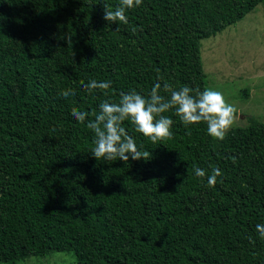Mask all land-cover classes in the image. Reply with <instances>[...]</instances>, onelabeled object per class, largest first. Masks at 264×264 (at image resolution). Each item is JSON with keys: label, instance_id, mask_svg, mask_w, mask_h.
I'll list each match as a JSON object with an SVG mask.
<instances>
[{"label": "trees", "instance_id": "trees-1", "mask_svg": "<svg viewBox=\"0 0 264 264\" xmlns=\"http://www.w3.org/2000/svg\"><path fill=\"white\" fill-rule=\"evenodd\" d=\"M262 3L143 0L116 32L102 17L120 0H0V263L70 251L77 264H264V122L218 141L173 109L172 138L153 144L126 120L151 157L106 162L71 115L131 89L147 97L158 77L206 90L201 42ZM92 79L112 81L107 95L83 89ZM194 166L223 175L209 187Z\"/></svg>", "mask_w": 264, "mask_h": 264}, {"label": "clouds", "instance_id": "clouds-1", "mask_svg": "<svg viewBox=\"0 0 264 264\" xmlns=\"http://www.w3.org/2000/svg\"><path fill=\"white\" fill-rule=\"evenodd\" d=\"M143 0H120L119 6L114 10L107 4L104 6L103 19L109 23H116L115 31L119 32V25L129 23L127 10L141 6ZM142 31V29H140ZM133 34L137 28L132 27ZM71 34L66 36V43L72 45ZM151 88L147 97L137 93L135 89L128 92H121L118 102L104 100L99 104V111H80L76 107L71 109V115L75 120L84 124L94 133V147L91 148V155L96 160L116 161L117 159L127 162L132 160H145L151 157L147 150L142 151L143 145L137 146L135 138L128 133L124 127V122L130 120L135 126V131L150 139L153 144L158 141L171 139V131L174 123L173 119L164 113L170 110L175 111V115L187 126L192 124L206 123L208 135L218 141H223L227 132L238 119L237 109L234 105L226 102L222 92L206 89H192L188 86L174 88L172 84L164 82L163 86L159 81ZM81 86L88 93L94 90H105L111 87L112 81L89 80L85 83L80 81ZM166 93L168 95H164ZM61 95L68 97L75 95L72 89L62 90ZM94 117V119H89ZM55 131V129H53ZM235 163V158L233 157ZM196 177L205 178L207 185L214 187L217 178L223 173L218 167L211 169V174H207L205 169L193 168ZM256 231L261 239H264V224H257ZM250 243H254L249 237Z\"/></svg>", "mask_w": 264, "mask_h": 264}, {"label": "rangeland", "instance_id": "rangeland-1", "mask_svg": "<svg viewBox=\"0 0 264 264\" xmlns=\"http://www.w3.org/2000/svg\"><path fill=\"white\" fill-rule=\"evenodd\" d=\"M207 89L222 92L226 102L237 109L238 119L231 129L245 127L247 118L264 122V3L235 25L201 42ZM244 90L249 98H243ZM5 166L0 164V189L7 184ZM77 264L72 252H54L44 257H28L15 263Z\"/></svg>", "mask_w": 264, "mask_h": 264}]
</instances>
